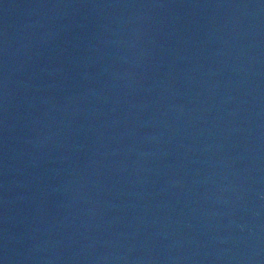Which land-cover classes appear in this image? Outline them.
<instances>
[{
    "label": "water",
    "instance_id": "obj_1",
    "mask_svg": "<svg viewBox=\"0 0 264 264\" xmlns=\"http://www.w3.org/2000/svg\"><path fill=\"white\" fill-rule=\"evenodd\" d=\"M0 264H264V0H0Z\"/></svg>",
    "mask_w": 264,
    "mask_h": 264
}]
</instances>
